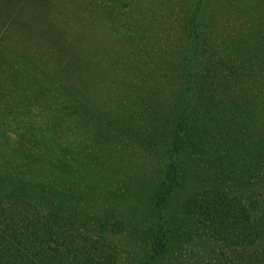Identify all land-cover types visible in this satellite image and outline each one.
Returning <instances> with one entry per match:
<instances>
[{
  "label": "trees",
  "instance_id": "1",
  "mask_svg": "<svg viewBox=\"0 0 264 264\" xmlns=\"http://www.w3.org/2000/svg\"><path fill=\"white\" fill-rule=\"evenodd\" d=\"M187 5L179 36L173 22L157 32L139 24L138 8L121 31L134 50L163 42L178 51L166 61L179 79L168 103L136 97L124 115L81 100L84 117L72 121L71 97H63L47 128L84 136L67 139L64 157L30 151L19 139L8 150L0 143V264H115L119 249L137 239L150 247L139 264H177L186 247L201 251L200 264H264V0ZM36 73L24 81L32 96L15 100L14 111L37 104ZM120 147L154 162L143 181L130 178L139 199L131 218L111 201L122 190Z\"/></svg>",
  "mask_w": 264,
  "mask_h": 264
},
{
  "label": "rangeland",
  "instance_id": "2",
  "mask_svg": "<svg viewBox=\"0 0 264 264\" xmlns=\"http://www.w3.org/2000/svg\"><path fill=\"white\" fill-rule=\"evenodd\" d=\"M137 8L139 24L146 20L150 22V29L157 32L161 26L169 27L173 22V32L178 36L188 16L187 0H0V143L4 149L19 139L30 151L43 150L62 158L67 139L82 142L84 136L80 129L66 133L64 128L56 135L47 128V117L64 101L63 97H71L76 117L72 121L84 117L77 111L81 100L101 110H115L116 114L124 115L128 114L123 108L136 97L143 102L151 99L154 104H161L163 100L168 103L169 91L179 79L176 68L166 61L178 51L168 50L163 42L149 46L148 52L137 51L125 42L121 31L134 23L133 12ZM234 24L229 23L226 30L231 31ZM128 54H131L129 58ZM34 72L41 80L42 89L37 100L33 97L32 101H38L37 104L14 111L15 100L21 97L28 100L32 96L23 87L28 80L34 82ZM150 74L152 77L142 83L141 78ZM131 109L140 112L139 107L130 103ZM137 124L133 125L140 127ZM23 132L26 135L22 136ZM85 142L91 143V140ZM69 148L72 155L82 159L77 144ZM120 148L127 154L121 163L125 169L114 175L116 185L122 190L115 191L111 201L117 206V213L124 210V216L131 218L132 206L139 199L138 192L133 190L135 186L129 184L130 178L143 181L141 175H149L153 166L148 164L154 162L136 149ZM70 155L66 158L72 161ZM123 241L128 242L125 238ZM119 250L115 264H139L150 247L137 239V244L130 243ZM182 252L183 258L177 264H200L204 256L192 247Z\"/></svg>",
  "mask_w": 264,
  "mask_h": 264
}]
</instances>
